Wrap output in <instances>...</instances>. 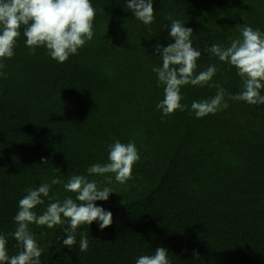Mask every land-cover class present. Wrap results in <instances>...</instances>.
Returning a JSON list of instances; mask_svg holds the SVG:
<instances>
[{
  "label": "trees",
  "instance_id": "1",
  "mask_svg": "<svg viewBox=\"0 0 264 264\" xmlns=\"http://www.w3.org/2000/svg\"><path fill=\"white\" fill-rule=\"evenodd\" d=\"M91 3L95 35L78 55L63 64L44 48L30 55L21 28L15 55L0 70L7 73L0 77V234L15 231L26 189L58 177L62 183L50 195L75 198L64 183L86 175L114 191L94 202L113 213V224L78 229L88 234L87 252L65 247L61 226L30 225L44 249L41 264H136L158 247L172 264H264V105L230 100L226 110L196 118L192 101L216 89L188 85L182 89L188 109L164 117L156 107L163 85L152 70L162 65L155 46L175 42L171 15L193 29L198 70L216 65L213 79L238 94L236 69L206 49L228 46L244 24L264 32V0H153L151 31L127 0ZM117 139L134 141L141 156L125 184L115 174L87 173L109 162L108 145ZM44 199L38 215L54 202ZM8 251H20L11 236Z\"/></svg>",
  "mask_w": 264,
  "mask_h": 264
},
{
  "label": "clouds",
  "instance_id": "2",
  "mask_svg": "<svg viewBox=\"0 0 264 264\" xmlns=\"http://www.w3.org/2000/svg\"><path fill=\"white\" fill-rule=\"evenodd\" d=\"M127 8L151 31L150 26L156 18L153 0H127ZM95 18L96 9L91 0H0V70L6 67L5 60L14 57L21 28L30 55H35L38 48H44L52 59L63 64L93 40ZM167 19L171 21L169 35L175 42L167 47L161 44L155 46L162 65L152 69L158 83L163 85L164 98L156 107L164 117L188 109V105L182 103V89L188 85L216 89L214 96L192 101L189 114L194 113L196 118L226 110L230 100L264 105V95L261 94L264 90V32L244 24L238 26L240 35L230 38L228 46L212 44L206 49L219 61L236 69L241 89L238 94H230L213 79L218 72L216 65L198 70L202 54L193 47V29L185 27L171 15ZM0 77L6 79L7 73L0 71ZM107 159L109 162L106 164L95 163L88 167L87 173L100 176L115 174V180L125 184L134 179L133 169L141 156L134 141L125 144L117 139L108 145ZM47 161L44 159L43 163ZM55 171L60 172V169L55 168ZM106 179L111 182V177ZM60 183L62 181L56 177L51 183L26 189L27 194L19 200V210L14 216L15 231L7 236L0 234V264H41L44 249L38 245L30 230L32 224L49 229L61 226L66 237L63 245L73 248L78 244L79 252L89 250V240L87 232L78 229L98 222L103 231L113 224V213L94 203L107 201L114 192L111 188H100L96 180H89L86 175H73L64 183V188L75 193V198L68 196L61 201L50 195L51 186ZM44 198L54 202L38 215L35 209L45 204ZM8 236L18 242L20 251L16 255H9ZM194 256L198 258L199 253L194 252ZM136 264L172 262L168 250L158 247L153 255L137 258Z\"/></svg>",
  "mask_w": 264,
  "mask_h": 264
}]
</instances>
